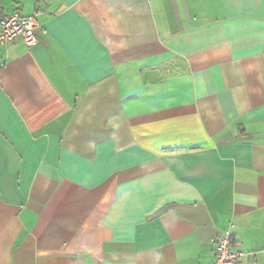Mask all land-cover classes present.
Here are the masks:
<instances>
[{"label": "crops", "instance_id": "obj_1", "mask_svg": "<svg viewBox=\"0 0 264 264\" xmlns=\"http://www.w3.org/2000/svg\"><path fill=\"white\" fill-rule=\"evenodd\" d=\"M0 264H264V0H0Z\"/></svg>", "mask_w": 264, "mask_h": 264}, {"label": "built area", "instance_id": "obj_2", "mask_svg": "<svg viewBox=\"0 0 264 264\" xmlns=\"http://www.w3.org/2000/svg\"><path fill=\"white\" fill-rule=\"evenodd\" d=\"M38 14L24 16L14 11L0 18V45L22 41L27 47L37 44L36 32L40 28ZM214 264H243L252 255L238 250L232 242V232L226 231L214 240Z\"/></svg>", "mask_w": 264, "mask_h": 264}]
</instances>
